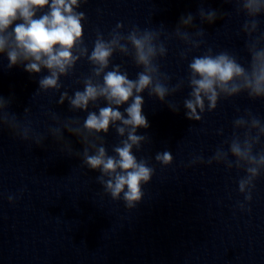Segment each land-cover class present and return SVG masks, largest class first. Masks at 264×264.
<instances>
[{"label": "clouds", "instance_id": "1", "mask_svg": "<svg viewBox=\"0 0 264 264\" xmlns=\"http://www.w3.org/2000/svg\"><path fill=\"white\" fill-rule=\"evenodd\" d=\"M86 2L0 0V54L6 55L8 69L23 66L29 74L46 70L47 75L38 81V92L59 91L63 86L61 77L69 76L78 61L87 59L92 66L90 75L77 81L82 82L83 90H75L73 95L64 91L57 101L60 105L67 101L72 111L87 112L86 119L82 125L78 120H68L49 131L57 140L64 139V130L78 137L84 145L83 151L76 153L82 164L89 170L99 172L96 180L113 201L122 200L125 207L132 210L144 197L143 186L155 174V168L149 165L147 159H138L134 154V149L141 150L149 139L147 135L137 134L138 129L150 127L142 110L145 102L142 93L147 91L149 96L167 103L171 111L178 112L179 106L166 102V98L179 92L184 81L169 87L170 77L160 71L158 58L166 56L168 51L160 39L162 30H141L133 26L124 34V25L117 23L108 39L97 31L89 53L83 39V22L87 17L84 12L78 11L81 4ZM225 2L235 5L237 15L243 13L246 16L241 31L247 37L245 48L250 61L245 67L230 52L213 54L211 47L203 55L192 57L187 78L191 91L183 101L185 116L191 121H200L201 114L206 110H215L221 97L230 98L247 93L252 100L264 98V32L260 31L261 21L258 19L264 15V0ZM38 13L42 14L38 16ZM197 14L201 24H213L227 15L203 7V2ZM194 19L191 13L182 15L172 33L188 45L180 53L182 59L187 58L189 52L199 49L203 43L205 30L197 27ZM192 28L196 29L195 32L187 31ZM117 52L122 56H130L135 66L141 69L135 79L129 78L121 64H111ZM110 66L111 70H108ZM101 101L106 106L100 107ZM11 103L10 97L6 99L0 96V127L7 126L22 140L31 139L40 146L44 137L34 134L29 125L19 122L17 115L9 111ZM125 104L127 107L121 112L119 109ZM90 106L98 108V113L89 111ZM52 118L58 121L55 114ZM110 127H114L122 138L119 144L112 147L111 155L100 135L107 134ZM233 129L231 137L206 162L223 163L229 170L233 167L243 169L245 175L238 180V191L243 194L244 202H238V207L245 210V202L252 200L255 181L264 171V147L256 150L264 137V122L251 109H246L244 116L233 121ZM218 134L223 135V130H219ZM155 160L168 166L172 164L173 156L169 151L157 152ZM190 163H205V160L203 156H195ZM14 199L12 195L8 197L10 203Z\"/></svg>", "mask_w": 264, "mask_h": 264}]
</instances>
